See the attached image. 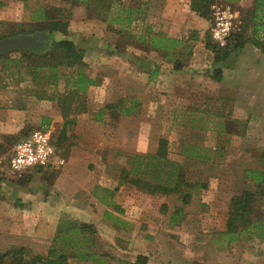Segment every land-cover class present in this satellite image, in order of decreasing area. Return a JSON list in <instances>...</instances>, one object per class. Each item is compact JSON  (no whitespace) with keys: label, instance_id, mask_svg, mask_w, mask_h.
Instances as JSON below:
<instances>
[{"label":"rangeland","instance_id":"374dc122","mask_svg":"<svg viewBox=\"0 0 264 264\" xmlns=\"http://www.w3.org/2000/svg\"><path fill=\"white\" fill-rule=\"evenodd\" d=\"M0 1V43L36 38V45L0 55V252L23 246L28 256L46 254L59 233L87 222L96 226L94 246L106 253V264H264V205L252 215L263 228L231 241L225 234L232 197L257 189L247 170H264V54L257 67L244 66L254 62L250 53L243 55L244 46L253 45L245 43L216 63L206 46L207 36L214 40L216 12L230 17V36H249L255 0H216L208 18L192 11L190 0H120L107 20L83 3ZM60 7L69 9L71 26L89 34L84 41L93 54L81 71L98 82L81 97L92 118L75 116L68 125L56 115L61 112L56 99L74 85V69L58 68V81L53 71L35 75L27 61L14 59L42 49L41 34L11 33L18 29L14 22L32 20L40 8L55 13ZM161 34L181 40L177 50L155 47L151 38ZM137 53L150 76L132 81L127 74ZM181 84L190 88L172 91ZM27 98L40 104L30 118L23 112ZM43 106H51L53 115L35 116ZM123 109L131 111L123 116ZM38 129L53 132V161L12 172L15 145ZM161 137L169 141L167 158L180 168V190L119 184L131 168L129 155L150 152ZM182 143L210 149L211 160L180 155ZM69 261L92 264L75 255Z\"/></svg>","mask_w":264,"mask_h":264},{"label":"trees","instance_id":"16d2710c","mask_svg":"<svg viewBox=\"0 0 264 264\" xmlns=\"http://www.w3.org/2000/svg\"><path fill=\"white\" fill-rule=\"evenodd\" d=\"M65 1L86 4L92 12H98V15H103V20H107L114 7L113 4L120 0ZM215 2L216 0H190V7L197 15L208 18ZM0 6H3L1 1ZM38 12L42 16L33 15L29 22L14 23L13 25L18 29L12 30L11 33L14 36L40 33L42 49L30 51V54H23V58L20 56V60L19 58L14 60L17 62L27 61V68H32L35 75L41 69L53 71V76L57 77V81L59 79L58 68L74 69L75 72L71 76L74 78L75 86L71 84L72 87L67 92L58 95L56 99L65 119L64 124L68 125L75 121V116L71 117V115H77L87 110L86 102L81 100V97L89 85H95L98 82L87 77L81 71V68L86 65L84 61L85 49L69 38V9L60 7L54 13L48 9L40 8L35 13L38 15ZM250 29L249 36H245L244 33H232L224 46H220L216 41L211 40L210 36H207L206 46L214 53L215 62L220 63L226 60L230 55L231 48L241 49L245 43L253 44L264 54V0H255ZM6 38L8 36L3 39ZM151 42L161 50L171 51L177 50L182 41L161 34L152 36ZM65 77L67 76L65 75ZM114 106V104H107L106 108ZM129 111L131 110L128 109L127 112ZM168 143L167 138L161 137L158 151L155 154L129 155L131 168L128 171L124 170L119 184L129 180L133 185L148 188L152 192L172 193L180 190L183 183L180 168L166 156ZM180 147V155L187 158L203 162H208L212 158L208 152L211 150L206 147H199L191 143H182ZM262 157L264 158V149ZM40 168L42 167H38V169ZM130 172L135 173V176H130ZM247 172L255 179L257 189L256 191L243 190L236 193L230 200L225 231L230 241L238 239L242 235L252 234L256 232L255 228L262 226V222L259 219L254 221L252 215L259 211L260 206L264 205V199L261 198L264 194V170L250 169ZM191 197V192H187L184 201L189 202ZM108 215L107 211L106 216ZM171 221L175 222V220ZM96 233L97 229L94 224L82 222L59 233L46 254L28 256L25 247H11L5 252H0V264H73L69 261L70 255H75L79 261L106 264V253H98L94 246Z\"/></svg>","mask_w":264,"mask_h":264},{"label":"built area","instance_id":"2783aa9c","mask_svg":"<svg viewBox=\"0 0 264 264\" xmlns=\"http://www.w3.org/2000/svg\"><path fill=\"white\" fill-rule=\"evenodd\" d=\"M216 12L217 21L213 30L214 41L219 45H226L230 36L232 21L230 17ZM56 154V147L51 129H38L18 142L9 160V168L15 173L49 165Z\"/></svg>","mask_w":264,"mask_h":264},{"label":"crops","instance_id":"0c3cea01","mask_svg":"<svg viewBox=\"0 0 264 264\" xmlns=\"http://www.w3.org/2000/svg\"><path fill=\"white\" fill-rule=\"evenodd\" d=\"M31 21V20H30ZM29 22V21H28ZM15 23V22H14ZM16 23H22V22H16ZM72 24H70L69 23V31H70V34H69V38H71V39H73L76 43H77V45H79V46H81L82 48H84L85 49V56H84V61L86 62V59L85 58H89L92 54H93V52H92V50H91V48H90V45H89V43L90 42H88V41H84V37H86L87 39H88V37H89V34H85L84 33V28H82V26L81 27H78V25H75L74 27L73 26H71ZM82 28V29H81ZM60 37H62V36H60ZM112 51V50H111ZM242 52H243V55L245 56V55H247L248 53H250L251 54V56H253V59H254V62H252V59H251V61H249L248 63H245L244 64V66H247V67H257V65H258V62H259V59H260V57H263V55H262V52L259 50V49H257L254 45H249V44H246L245 46H244V49L242 50ZM112 54H113V51L111 52V54H110V56H112ZM128 55V54H127ZM126 55V56H127ZM131 56H134V57H136V60H137V63H136V65H133V71H129V73L130 74H127V78H129V80H132V79H137V77H139L138 79H142V78H140V77H146L145 75H147L146 74V71H144L143 70V65H144V63H145V60H144V56H142V54H139V53H137V55H131ZM141 57V58H140ZM199 63L200 64H197V62H194L193 64H191V66H195V67H198L199 65H201V63H203V61L201 60V61H199ZM198 65V66H197ZM243 66V67H244ZM87 75V77H89V78H93V79H95L96 80V77H93V76H91L90 74H86ZM148 77L150 76L149 74L147 75ZM156 80V79H155ZM133 81V80H132ZM139 83V85H138V88L140 87V88H142V85L143 84H141V82L139 81L138 82ZM158 84V86L160 85V82L158 81L157 82ZM75 86V85H74ZM94 86H96V84L95 85H89L88 87H87V92L88 91H90L91 90V88H93ZM182 88H187V89H189L190 88V86L189 85H186V86H183L182 84L181 85H178L177 87H172V91H175V92H178V91H181V89ZM199 90V89H201V87H198V86H195V90ZM126 90V89H125ZM139 90V89H138ZM137 94L139 95V96H143L142 95V92H137ZM122 97V96H121ZM125 97H128L127 96V93L126 94H124V98ZM140 100H141V104H144V101L142 100V98L140 97ZM37 105H39L40 106V104H38V103H36L35 102V100H33V99H31V100H29L28 98L25 100V103H24V106H23V112H24V115H26V117H32V116H34V112H33V110H34V108L35 107H37ZM38 106V107H39ZM16 107H17V105H16ZM43 109H44V111H41V113L39 114V113H37V115H35V116H38V115H41V117L42 116H49V115H53V111H51V106H43L42 107ZM128 111V109H123L122 110V113H123V116H125V114L126 113H128L129 114V112H127ZM56 114V113H55ZM81 114V115H80ZM56 115H59V117L58 118H62V119H64V117H63V114H62V112H60V113H57ZM91 113H90V111H89V109H87L85 112H82V113H79V114H77V115H73V116H76V117H78V118H80L81 119V117H90L89 119H91L92 117H91ZM95 116V115H94ZM79 119V120H80ZM14 120V119H13ZM15 121V120H14ZM11 125L15 128V129H17V127H16V124H12V122H11ZM5 134L6 133H16V132H4ZM161 139V138H160ZM159 139V140H160ZM159 140H158V144H157V146H156V148L155 149H153V150H151L150 152H148V153H145V154H142V155H147V154H155L157 151H158V148H159ZM144 153V152H143ZM137 154H141L140 152H137Z\"/></svg>","mask_w":264,"mask_h":264},{"label":"water","instance_id":"95a60500","mask_svg":"<svg viewBox=\"0 0 264 264\" xmlns=\"http://www.w3.org/2000/svg\"><path fill=\"white\" fill-rule=\"evenodd\" d=\"M35 43L36 38H20L2 42L0 43V55L6 53L11 49L36 45Z\"/></svg>","mask_w":264,"mask_h":264}]
</instances>
